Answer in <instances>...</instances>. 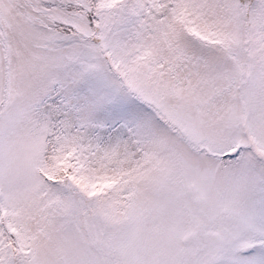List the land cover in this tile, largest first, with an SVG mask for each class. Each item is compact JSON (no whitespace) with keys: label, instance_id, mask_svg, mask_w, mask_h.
Returning a JSON list of instances; mask_svg holds the SVG:
<instances>
[{"label":"snow or ice","instance_id":"1","mask_svg":"<svg viewBox=\"0 0 264 264\" xmlns=\"http://www.w3.org/2000/svg\"><path fill=\"white\" fill-rule=\"evenodd\" d=\"M0 264H264V0H0Z\"/></svg>","mask_w":264,"mask_h":264}]
</instances>
